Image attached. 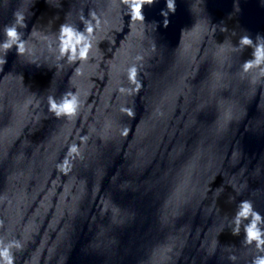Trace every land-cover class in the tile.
Here are the masks:
<instances>
[{
    "label": "clouds",
    "instance_id": "obj_1",
    "mask_svg": "<svg viewBox=\"0 0 264 264\" xmlns=\"http://www.w3.org/2000/svg\"><path fill=\"white\" fill-rule=\"evenodd\" d=\"M122 3L127 6V13L130 15L132 21L144 22L145 17L143 14V8L145 5H151L154 3V0H122ZM166 6L169 12L174 13L176 10L175 0H166ZM237 11L239 8L237 6ZM167 16V13H162ZM91 17L95 19V13H90ZM15 20L14 23L5 26L4 34L5 41L3 44H0V49L3 50L5 56L0 57V66H3L6 61L7 53L13 49L15 46L16 51L19 55H24L28 52L27 41L23 39V33L18 31V28L27 27L25 23V16L21 12L14 13ZM168 21H164V26L167 27ZM99 26V21L94 25L91 19H87V22L84 24V30L80 31L68 23H64L59 28L58 40L60 41V51L61 54H67L69 60L80 59L85 60L88 58V54L92 48V41L90 36H93L94 30ZM227 31V29H224ZM81 45L78 51V55H73L76 52V49L73 45ZM251 47L253 49L252 59L245 61L242 64L243 73H249L253 69H258L259 75L264 77V37L257 35L255 41L247 34L241 36L239 40L238 49L240 52L244 48ZM2 70V69H0ZM80 73L79 66L75 69V74ZM137 77V68L132 66L128 69V78L129 80L136 84V90L139 91L140 83L136 80ZM121 92L125 89L121 88ZM81 108V102L78 95L73 91L65 92L61 99L57 101L54 96L48 97V111L53 113L56 118L67 117L69 119L78 115ZM121 111L127 113L129 116L134 117L135 113L132 109L122 108ZM70 154H78L77 145L73 144L68 149ZM68 164L67 159L62 163L57 164V168L65 171ZM230 199H232L230 197ZM248 221L247 223H244ZM244 223V240L242 243L248 246H255L257 255H255L251 264H264V216L257 211L251 200H242L233 216V224L231 232L233 236H238L241 232L240 226ZM4 228V220L0 219V229ZM26 247V242H23L21 239H11L5 241L3 237H0V264H16L17 257L14 254L16 252H22ZM228 259L235 264L237 257L231 255ZM27 264V261L25 262Z\"/></svg>",
    "mask_w": 264,
    "mask_h": 264
}]
</instances>
